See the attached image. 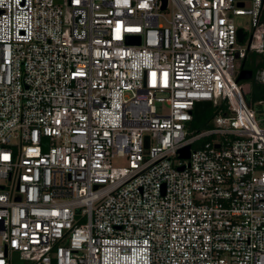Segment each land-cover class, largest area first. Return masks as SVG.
<instances>
[{"label":"built area","instance_id":"built-area-1","mask_svg":"<svg viewBox=\"0 0 264 264\" xmlns=\"http://www.w3.org/2000/svg\"><path fill=\"white\" fill-rule=\"evenodd\" d=\"M163 3L0 0V264H264V0Z\"/></svg>","mask_w":264,"mask_h":264},{"label":"rangeland","instance_id":"rangeland-1","mask_svg":"<svg viewBox=\"0 0 264 264\" xmlns=\"http://www.w3.org/2000/svg\"><path fill=\"white\" fill-rule=\"evenodd\" d=\"M233 20L237 26L244 28V31L246 32V34H245L243 41L240 44L243 46H246L248 43L250 32H251L249 18L247 15H233ZM242 83L246 85L247 87V83H249V81H244ZM157 108H158V111L165 110V106L161 103L157 104ZM213 110H214V107L209 106L204 110L205 112L203 111L204 113L201 114V119L199 120V122L191 121L189 125L187 126V134H190L192 132H195L196 130L203 129V128L213 125V117H212ZM115 162L124 163V159L122 157H117L115 158ZM13 260L15 263L20 262L17 254H14Z\"/></svg>","mask_w":264,"mask_h":264},{"label":"trees","instance_id":"trees-1","mask_svg":"<svg viewBox=\"0 0 264 264\" xmlns=\"http://www.w3.org/2000/svg\"><path fill=\"white\" fill-rule=\"evenodd\" d=\"M257 54L253 51H247L246 56L240 61L239 68H249L253 70L254 62L256 60ZM249 81V90L245 92V98L248 103H252L254 100L264 97V83H259L251 79H240L239 82ZM205 112V111H204ZM202 112V113H204ZM193 115L191 121L199 122L201 119V114ZM190 121V122H191Z\"/></svg>","mask_w":264,"mask_h":264},{"label":"water","instance_id":"water-1","mask_svg":"<svg viewBox=\"0 0 264 264\" xmlns=\"http://www.w3.org/2000/svg\"><path fill=\"white\" fill-rule=\"evenodd\" d=\"M164 4H165V0H164V3H163V6H164ZM236 33H237L238 40L241 41L242 37L244 35V31L242 30L241 27H238L237 30H236ZM251 75H252V70L251 69H249V68H241L239 70L237 76H236V79L237 80L250 79ZM210 105H211V101L209 99H202V100L196 101V103L194 105V109H193V114L197 115V114L202 113ZM147 141H148V137L146 136L145 137V142L147 143ZM45 142H46V140H45ZM179 152H180V156L181 157H188V155H189V145H185L184 147H181L179 149Z\"/></svg>","mask_w":264,"mask_h":264}]
</instances>
